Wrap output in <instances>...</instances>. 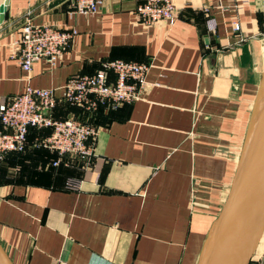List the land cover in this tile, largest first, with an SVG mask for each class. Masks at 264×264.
I'll return each instance as SVG.
<instances>
[{
  "label": "crops",
  "instance_id": "crops-1",
  "mask_svg": "<svg viewBox=\"0 0 264 264\" xmlns=\"http://www.w3.org/2000/svg\"><path fill=\"white\" fill-rule=\"evenodd\" d=\"M171 1L172 27L145 26L136 14L145 0H105L94 16L71 15V0H0V105L27 88L11 59L27 20L78 31L55 68L34 64V88L60 97L70 78L108 60L153 66L131 105L92 116L58 104L57 119L98 128L90 167L70 158L54 167L58 156L36 147L48 130H32L26 151L0 165V243L14 264H198L264 80V0Z\"/></svg>",
  "mask_w": 264,
  "mask_h": 264
},
{
  "label": "built area",
  "instance_id": "built-area-1",
  "mask_svg": "<svg viewBox=\"0 0 264 264\" xmlns=\"http://www.w3.org/2000/svg\"><path fill=\"white\" fill-rule=\"evenodd\" d=\"M104 1L71 0L70 14L97 15ZM3 6L6 8V5ZM136 14L145 26L166 23L172 27L179 18L178 8L171 0H145L137 7ZM206 26L209 34L216 33L217 22L214 18H209ZM232 31L235 34L240 32L237 21L232 23ZM20 33L11 59L17 61L26 73L27 88L22 94L0 105V165L9 155L26 151L32 130H48L49 133L40 137L36 147L58 156L54 167L59 166L64 158L82 161L86 167H90L95 156L98 128L88 119H57L54 112L58 104L65 103L93 116L101 107L116 110L141 101L151 86L147 77L152 64L123 59L105 61L93 74L70 78L59 97L55 89L34 88L31 73L34 64L40 60L55 68L78 31L49 25L37 26L27 20Z\"/></svg>",
  "mask_w": 264,
  "mask_h": 264
},
{
  "label": "water",
  "instance_id": "water-1",
  "mask_svg": "<svg viewBox=\"0 0 264 264\" xmlns=\"http://www.w3.org/2000/svg\"><path fill=\"white\" fill-rule=\"evenodd\" d=\"M0 6V24L5 21ZM264 227V80L228 197L198 264H249ZM0 264H14L0 243Z\"/></svg>",
  "mask_w": 264,
  "mask_h": 264
},
{
  "label": "bare ground",
  "instance_id": "bare-ground-1",
  "mask_svg": "<svg viewBox=\"0 0 264 264\" xmlns=\"http://www.w3.org/2000/svg\"><path fill=\"white\" fill-rule=\"evenodd\" d=\"M264 47V46H263ZM263 82V81H262ZM261 88V87H260ZM258 97V96H257ZM258 101V100H257ZM256 102V101H255ZM257 103V102H256ZM255 106V105H254ZM256 108V107H255ZM254 109V108H253ZM255 111V109H254ZM256 253H264V227L262 228V230L260 231L258 238L256 240L255 246L253 248L252 251V256H254V258H259L256 257Z\"/></svg>",
  "mask_w": 264,
  "mask_h": 264
},
{
  "label": "rangeland",
  "instance_id": "rangeland-1",
  "mask_svg": "<svg viewBox=\"0 0 264 264\" xmlns=\"http://www.w3.org/2000/svg\"><path fill=\"white\" fill-rule=\"evenodd\" d=\"M262 53H263V59H264V47H263ZM262 255L263 253H256V257H261Z\"/></svg>",
  "mask_w": 264,
  "mask_h": 264
},
{
  "label": "trees",
  "instance_id": "trees-1",
  "mask_svg": "<svg viewBox=\"0 0 264 264\" xmlns=\"http://www.w3.org/2000/svg\"><path fill=\"white\" fill-rule=\"evenodd\" d=\"M21 154H23V153H21ZM18 155H20V154H18Z\"/></svg>",
  "mask_w": 264,
  "mask_h": 264
}]
</instances>
